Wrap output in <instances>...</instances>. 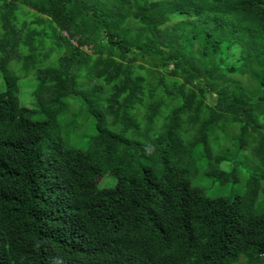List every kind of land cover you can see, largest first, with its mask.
<instances>
[{
    "label": "trees",
    "instance_id": "trees-1",
    "mask_svg": "<svg viewBox=\"0 0 264 264\" xmlns=\"http://www.w3.org/2000/svg\"><path fill=\"white\" fill-rule=\"evenodd\" d=\"M0 72V264H264V0H0ZM71 95L103 128L77 130ZM216 128L258 165L233 197L191 165L225 159Z\"/></svg>",
    "mask_w": 264,
    "mask_h": 264
},
{
    "label": "rangeland",
    "instance_id": "rangeland-1",
    "mask_svg": "<svg viewBox=\"0 0 264 264\" xmlns=\"http://www.w3.org/2000/svg\"><path fill=\"white\" fill-rule=\"evenodd\" d=\"M18 10V14L20 9ZM42 20L46 21L45 17H42ZM46 23V22H44ZM20 24V23H19ZM56 26L48 25L47 32L49 34L52 33L53 29ZM54 33H57L56 31ZM63 36H66L63 33ZM82 51L86 54H91L92 47L90 44H80ZM127 60L134 59V56L128 55L126 56ZM140 61V60H139ZM138 62V61H137ZM171 68V65L170 67ZM8 69L19 76L18 85H19V93L18 98L20 103L30 106L33 101V90L35 89L37 80L34 75V72L31 71L28 74H25L22 69H20L17 64L14 62H10L8 65ZM236 74L232 75L235 77ZM239 76V75H238ZM5 89L4 80L2 74L0 72V93ZM168 102V99H165ZM80 98L77 96L71 95L67 98V115L71 118L72 123L77 126V130L81 132H90L93 128L96 127L94 121L97 122V127L100 129L103 128V121L100 116L93 117L87 111L86 106L82 109L80 106ZM168 111V110H167ZM167 111H163L162 115H165ZM62 116V115H61ZM63 119H66L62 116ZM150 117H146V120ZM96 119V120H95ZM70 120V119H69ZM136 121L139 123V129H144V123L141 117L136 118ZM163 123V119L158 116V119H155L154 126L159 127ZM225 129L216 128L213 137L210 139L211 150L214 154H224L225 159L218 162L217 160L212 159V155L209 152L208 155L203 154L200 155L201 148H197L194 151V155L197 160H195L191 165L194 164L197 166L198 170V185L202 187L205 194L210 197H233L234 195L241 194L245 190V183L248 179L249 175H257L255 167H257V163L254 161V158L251 156L250 151L247 149L236 148L233 137L230 133H227ZM153 133V132H150ZM232 137V138H231ZM154 143L157 146H162L164 144L163 136L157 135L154 137ZM187 141L192 142L191 139ZM211 159V160H210ZM208 165L219 167L223 170L229 171L233 168V170L229 173V176L221 177V182H216L212 177H209L204 174L205 167ZM214 168V167H213ZM237 169V170H235ZM228 174V173H227ZM237 179V182H229L223 185L224 182L231 179ZM194 179L192 180L193 183ZM113 179L110 176H104L98 182L99 186H107L112 185ZM233 188V189H232ZM256 209L264 210V180L260 181V189L258 193V198L256 202Z\"/></svg>",
    "mask_w": 264,
    "mask_h": 264
}]
</instances>
